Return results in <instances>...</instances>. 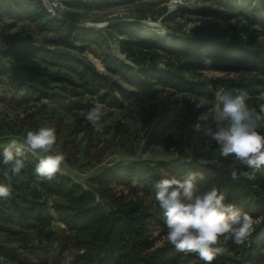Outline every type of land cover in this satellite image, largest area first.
Instances as JSON below:
<instances>
[{"label":"trees","instance_id":"1","mask_svg":"<svg viewBox=\"0 0 264 264\" xmlns=\"http://www.w3.org/2000/svg\"><path fill=\"white\" fill-rule=\"evenodd\" d=\"M16 1L8 6L0 3V33L13 27L16 20L29 21L43 39L36 44L0 47V79L11 84L14 95L20 94V98L12 96L9 100L0 96V103L13 108L26 107L31 102L39 104L37 113L28 114L32 119L25 124L27 131L39 126L41 120H59L62 114L68 115L72 118L71 132L80 131L86 145L93 147L101 143L110 127L105 118L101 131L86 122L92 101L107 108L123 109L127 100L135 101L141 96L153 102L165 90L183 99L194 96L207 100H214L211 89L243 91L247 93V103L259 111L257 101L264 98V43L259 41L264 34V10L257 14L247 3L214 0L222 8L195 13L228 25L222 36L216 32L205 39L197 35L198 28L191 37L177 38L159 37L137 22L122 24L116 29L118 47L125 57L122 60L110 52L105 41L94 39L91 31L78 32L79 28L68 27L59 18V12L49 15L39 0ZM77 1L85 4L90 0L62 2ZM182 10L191 13L184 7ZM3 17L9 19L8 23L1 22ZM92 43L99 47L97 56L106 73L99 72L83 56ZM161 59H165L163 67L158 66ZM205 72L248 76L211 80L204 76ZM187 109V132L194 137L198 132L193 125L201 110L194 111L190 106ZM154 117L159 120L153 122ZM154 117L149 115L147 121L154 123L149 138L153 143L168 129L172 119L168 107ZM2 127L0 124V142L5 134ZM122 129L119 124L121 136ZM259 131L264 133V127ZM68 142L63 140V147ZM6 145H0V153ZM213 157L222 162L224 169L206 163ZM37 162L38 156L26 153L25 168L20 175L10 178L4 177L0 163V183L12 186L11 196L0 199V235L17 246L0 245V264H26L20 251L28 247L30 233L46 242L53 241L55 234L49 230L53 213L66 229L67 247L75 251L70 264H205L195 253L178 252L167 241L156 245L157 237L166 234V227L162 210L153 199V185L164 176L183 178L191 172L198 174L197 187L201 191L217 186L227 193L226 202L242 207L257 221L255 230L242 245L231 240L218 244L223 251L212 264H264V167L253 172L231 156L225 159L215 142L194 152L189 161L119 160L88 178L86 185L64 173L38 182ZM231 167L239 180L231 178ZM133 181L137 182L135 187ZM66 250L59 247L61 252ZM59 262L58 259L56 263ZM36 264H48L47 257Z\"/></svg>","mask_w":264,"mask_h":264},{"label":"rangeland","instance_id":"2","mask_svg":"<svg viewBox=\"0 0 264 264\" xmlns=\"http://www.w3.org/2000/svg\"><path fill=\"white\" fill-rule=\"evenodd\" d=\"M1 2L8 6L17 1L0 0ZM236 2L241 5L249 4L257 14L264 10V0H236ZM99 4L104 6L96 8ZM81 5H88L90 8ZM183 7L190 10L191 13L184 12ZM220 8L222 6L214 0H90L85 4H82L81 1L74 2V4L62 2L58 14L68 27L79 28L78 32L91 31L94 39L98 38L102 39L103 42L105 41L110 52L123 60L125 57L118 47L120 38L116 35V29L122 24L137 22L141 28L153 31L159 37L172 35L177 38L191 37L192 32L198 28L197 35L205 39L213 33L216 34V32L222 36V30L226 29L228 23L215 20L213 17H203L195 13V10L205 11ZM8 21L7 17L1 19V22L8 23ZM154 24H157V27H153ZM149 27L155 30L149 29ZM42 39L43 35L37 33L33 23L16 20L13 27L0 33V47H6L13 43L36 44ZM259 41L264 43V34L260 36ZM98 54H100L99 47L92 43L90 49L85 51L83 56L99 72L106 73V67L97 56ZM164 64L165 59L159 60V67H163ZM204 76L211 80H225L244 79L248 75L237 72H205ZM211 91L214 100L194 96H186L183 99L181 95L165 90L161 91L153 102L146 101L139 96L135 101H125L126 107L123 109L106 107L105 123L110 128L101 137V143L93 147L86 145L80 131L71 132L72 118L68 115L62 114L59 120H41L39 126L34 129L31 127L30 130H35L41 126L54 128L56 130L54 147L57 152L63 153L66 157L62 165V172L78 183L86 185L85 182L88 178L97 175L102 169L119 160L166 161L179 159L189 161L190 159L186 157H191L194 152L202 147L211 146L212 144L205 143L202 132H198L194 137H191L187 132L189 124L187 106H190L194 111L201 110L195 119V123L198 122V117L202 114H205L209 120L214 117L216 93L220 92L221 89H211ZM0 96H4L8 100L12 96H15L16 99L20 98V94H13L11 84L5 79H0ZM94 102H91L92 106ZM257 103L260 108L264 104V98L259 97ZM38 107L39 104L34 102L22 108L8 107L6 103H0V124L3 126L2 130H5L3 142H0V145L7 144L12 136L17 137L19 142L23 143V137L27 133L25 124L32 119L28 118V114L37 113ZM165 107L170 109L172 119L168 129L158 138L157 142L153 143L149 138L154 123L147 122L148 116L154 117L159 110ZM158 120V117H154L153 122ZM119 124L123 126V138L121 134H118ZM67 139L69 142L63 147L62 142ZM206 163L224 169V165L216 157L207 160ZM52 216L54 219L51 221L49 230L55 234L53 241L46 242L30 233L28 247L20 251L21 258L26 264H36L43 257H47L48 264H57L58 259L60 260L58 264L71 263L75 251L71 247H67L65 227L57 221L55 213ZM166 241V234L161 237L158 236L156 245H161ZM0 245L10 248L17 247L16 244L8 243L4 235H0ZM59 247L67 250L61 252Z\"/></svg>","mask_w":264,"mask_h":264},{"label":"clouds","instance_id":"3","mask_svg":"<svg viewBox=\"0 0 264 264\" xmlns=\"http://www.w3.org/2000/svg\"><path fill=\"white\" fill-rule=\"evenodd\" d=\"M56 3L58 0H40L49 12ZM210 62L205 61L206 64ZM247 99V93L243 91L228 89L216 93L214 117L209 120L202 114L193 128L202 132L206 144L215 142L218 145L220 156L225 159L231 156L257 172L264 167V133L259 131L264 127V104L258 111L247 103ZM106 115V106L95 101L85 120L96 131H101ZM55 144L56 130L48 126L27 131L23 143L15 136L10 137L0 153L4 177L21 174L28 152L38 156L35 167L38 182L50 181L57 173L63 174L66 157L56 151ZM186 158L190 159V156ZM230 171L231 178L239 180L233 167ZM197 175L191 172L183 178L170 175L158 179L153 185V199L162 210L167 242L178 252L195 253L205 264H212L223 251L218 244L231 240L242 245L255 230L257 221L242 207L226 202L227 193L217 186L201 191L197 187ZM136 184L133 181L134 187ZM11 192L10 183H0V199L7 200Z\"/></svg>","mask_w":264,"mask_h":264},{"label":"built area","instance_id":"4","mask_svg":"<svg viewBox=\"0 0 264 264\" xmlns=\"http://www.w3.org/2000/svg\"><path fill=\"white\" fill-rule=\"evenodd\" d=\"M40 1V0H39ZM62 1L63 0H58V3H56L55 5H54V7H53V11H51V12H49V11H46L49 15H51V16H54L57 12H58V10H59V7L61 6V4H62ZM44 8V7H43ZM45 9V8H44Z\"/></svg>","mask_w":264,"mask_h":264},{"label":"bare ground","instance_id":"5","mask_svg":"<svg viewBox=\"0 0 264 264\" xmlns=\"http://www.w3.org/2000/svg\"><path fill=\"white\" fill-rule=\"evenodd\" d=\"M153 27H157V24H154Z\"/></svg>","mask_w":264,"mask_h":264},{"label":"crops","instance_id":"6","mask_svg":"<svg viewBox=\"0 0 264 264\" xmlns=\"http://www.w3.org/2000/svg\"><path fill=\"white\" fill-rule=\"evenodd\" d=\"M43 251V250H42Z\"/></svg>","mask_w":264,"mask_h":264}]
</instances>
